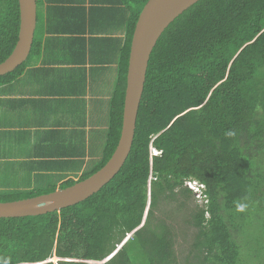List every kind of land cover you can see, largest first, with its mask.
I'll return each instance as SVG.
<instances>
[{"label": "trees", "instance_id": "trees-1", "mask_svg": "<svg viewBox=\"0 0 264 264\" xmlns=\"http://www.w3.org/2000/svg\"><path fill=\"white\" fill-rule=\"evenodd\" d=\"M146 1L36 0L30 53L0 76V86L39 56L44 3L47 30L65 46L85 44L87 27L103 33L89 45L99 53L103 42L117 48V79L99 158L76 180L36 173L32 187L0 189V202L67 187L108 160L120 136L131 37ZM18 28V0H0V62ZM115 32L122 37H109ZM51 156L32 163L50 167ZM263 197L264 0H198L168 25L150 54L120 171L72 206L1 217L0 264H252L257 256L263 264Z\"/></svg>", "mask_w": 264, "mask_h": 264}, {"label": "crops", "instance_id": "crops-1", "mask_svg": "<svg viewBox=\"0 0 264 264\" xmlns=\"http://www.w3.org/2000/svg\"><path fill=\"white\" fill-rule=\"evenodd\" d=\"M39 12L44 20L39 56L0 86V189L32 187L39 172L64 174L62 180L79 176L99 158L105 134L117 48L103 42L105 52L99 53L89 42L103 33L88 27L85 44L65 46L47 30L46 3ZM46 155H52L50 167L32 163Z\"/></svg>", "mask_w": 264, "mask_h": 264}, {"label": "water", "instance_id": "water-1", "mask_svg": "<svg viewBox=\"0 0 264 264\" xmlns=\"http://www.w3.org/2000/svg\"><path fill=\"white\" fill-rule=\"evenodd\" d=\"M198 0H147L136 20L131 37L118 142L104 165L88 177L47 193L0 202V218L25 217L59 211L77 204L106 185L124 165L133 143L136 118L143 93L150 54L163 31ZM19 28L11 53L0 62V76L28 57L36 28V0H18Z\"/></svg>", "mask_w": 264, "mask_h": 264}, {"label": "rangeland", "instance_id": "rangeland-1", "mask_svg": "<svg viewBox=\"0 0 264 264\" xmlns=\"http://www.w3.org/2000/svg\"><path fill=\"white\" fill-rule=\"evenodd\" d=\"M153 153H155V152H153ZM72 176H73V174H72ZM74 180H76V179H78V176H73L72 177ZM51 182V181H50ZM43 183H45L44 184V186L47 184L46 183V181L45 182H43ZM189 186L190 187H193L194 188V190H197L198 188H199V186L195 183V182H191L190 184H189ZM199 192V191H198ZM200 195V193H197V194H195V196L196 197H198L197 198V201L198 202H200L201 203V201H202V199H201V197L199 196ZM264 198V197H263ZM261 254L259 253V256H260ZM52 262H56V258L55 257H51V259H50ZM251 261V260H250ZM257 262H259V258H258V256L257 257H254V260L253 261H251V263L253 264V263H257ZM264 262V258H262L261 257V263H263ZM257 264H260V263H257ZM264 264V263H263Z\"/></svg>", "mask_w": 264, "mask_h": 264}, {"label": "built area", "instance_id": "built-area-1", "mask_svg": "<svg viewBox=\"0 0 264 264\" xmlns=\"http://www.w3.org/2000/svg\"><path fill=\"white\" fill-rule=\"evenodd\" d=\"M155 151V150H154ZM155 152H157V151H155ZM191 182H187V185H189ZM200 196V195H199Z\"/></svg>", "mask_w": 264, "mask_h": 264}, {"label": "clouds", "instance_id": "clouds-1", "mask_svg": "<svg viewBox=\"0 0 264 264\" xmlns=\"http://www.w3.org/2000/svg\"><path fill=\"white\" fill-rule=\"evenodd\" d=\"M154 151V150H153ZM155 152V151H154ZM156 153V152H155ZM199 193H200V191H199Z\"/></svg>", "mask_w": 264, "mask_h": 264}]
</instances>
